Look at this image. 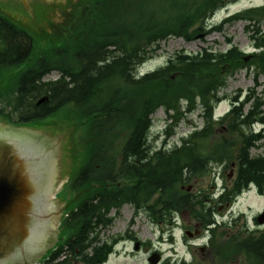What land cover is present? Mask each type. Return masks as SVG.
<instances>
[{
  "label": "trees",
  "instance_id": "obj_1",
  "mask_svg": "<svg viewBox=\"0 0 264 264\" xmlns=\"http://www.w3.org/2000/svg\"><path fill=\"white\" fill-rule=\"evenodd\" d=\"M236 1L82 0L72 13L75 18L87 14L88 19L84 24L76 19L82 25L69 35V45L37 59L9 92L0 94L6 103L0 107V117L8 122L42 119L69 105L88 124L90 156L72 181L84 197L64 220L74 232L37 264H103L108 260L112 247L103 245L100 228L112 221L104 223L102 217L103 192L120 197L117 204L106 206L107 211L130 201L137 204L139 213L141 203L148 202L154 224L166 212V223H172L180 212L188 211L205 228L212 226V216L221 204H233L250 185L264 194V155L251 153L264 140V101L258 91L264 78V4L228 15L220 23L212 22L221 9ZM239 20L247 22L254 43L252 53L235 45L221 52L211 48L197 53L180 51L160 67L136 76L158 53L161 41L173 36L191 41ZM32 51V36L0 14V74L27 62ZM244 69L254 73L255 87L233 96L230 110L215 120V110L228 98L221 92ZM53 71L59 77L45 81ZM42 98L46 100L39 105ZM159 109L173 121L157 146V139L151 140V129L152 116ZM196 110L201 111L202 127L195 126L180 137V144L171 145L182 117ZM256 125L262 128L256 130ZM117 154L123 156H113ZM145 158L151 173L142 167ZM104 160L120 164L104 169ZM229 162L236 163V175L217 198L215 192L203 188L187 190L196 178L213 175ZM135 179L138 182L133 187ZM242 216L233 220L234 225ZM228 225L212 230V249H217L218 237L226 238ZM255 233L243 224L227 243L221 241L218 250L231 248L234 259L242 254L250 264H264V238L262 243ZM63 252L68 256L58 260ZM224 253L228 262L231 256Z\"/></svg>",
  "mask_w": 264,
  "mask_h": 264
},
{
  "label": "rangeland",
  "instance_id": "obj_2",
  "mask_svg": "<svg viewBox=\"0 0 264 264\" xmlns=\"http://www.w3.org/2000/svg\"><path fill=\"white\" fill-rule=\"evenodd\" d=\"M81 1L29 0L31 15L21 0H0V13L10 18L20 28L26 30L33 39L31 58L19 67L5 68L0 74V94L9 92L20 74L37 59L48 54L54 48H59L66 44L69 45V35L74 34L79 25H82V23H77V21H83L84 24L88 19L87 14H81L80 17L76 18L75 14H73L75 12L74 9L78 8V5H82ZM263 4L264 0H238L221 9L215 18L212 19V22L220 23L228 15L251 6ZM246 25V21H235L226 24L220 31H213L204 37L203 35H199L191 41L182 37H169L160 42L158 53L153 59L143 65L141 69L142 71H148L158 68L166 63L170 56H175L180 51L197 53L204 48H211L214 51L221 52L228 50L231 45H235L246 54H250L254 51V43L250 37V32L246 29ZM262 28L264 29V24ZM71 36H73L70 38L71 40L75 39L74 35ZM228 38L232 39L231 44L228 42ZM58 77L59 73L53 71L46 75L44 80H55ZM255 85L253 72H248L246 69L238 71L228 80L226 88L221 92L222 95L226 94L228 98L218 106L215 113L217 115L227 113L232 106V97L240 91L245 94L250 88L255 87ZM258 91L264 101V78L260 79ZM4 105L6 103L0 100V107ZM71 108V106L67 105L53 115L23 123L35 132L49 134L50 140L62 145L53 192L55 204L58 205L59 220L55 230H51L49 241H46L45 249L43 248L41 256L36 257V262L44 261L52 249L64 244L71 237L74 230L64 223V220L66 214L74 210L84 197L79 189L73 187L72 181L80 169L87 163L90 156L87 147L88 124L85 119L76 115L75 111H72ZM152 117L151 140L157 139L156 144L159 146L165 139L166 127L173 119L167 120L168 115L164 109H159ZM0 123L8 124V121L0 117ZM202 125L203 118L200 110L185 114L180 120L179 125L174 129L175 134L170 139L171 145L178 143L181 136L190 134L195 126L202 127ZM255 128L259 130L261 125H256ZM251 153L253 156L264 155V140L261 142V146L252 149ZM232 170L233 162H229V166H219L213 175L208 174L196 178L189 186L193 188V192H197L201 188L216 192L215 198H217L219 191L223 189L225 183L228 184L229 178H234L235 170L234 174H232ZM218 208L216 220L219 223H230L232 224V228L239 229L247 222L246 226L251 230H255L257 225L254 218L259 212L264 210V194H260L256 187L253 186L244 192L232 205L221 204ZM130 211H132L131 207L129 210L127 208L120 210L118 216H114V223L107 228L105 235L113 236L130 230L136 234L140 241L150 243V247L163 251L164 257L170 258L171 264H175L181 258L188 262H196V264H230L231 261L232 264L244 263L242 260L244 255H235L236 258L234 259L233 250L231 248H227L229 249L227 250L226 246L222 248V250L226 249V251L222 252L231 257L227 262L226 258L222 256L223 254L218 250V247L222 245V240L227 243L226 238L219 239L218 237L217 249L215 248V252L219 251L217 255H213L214 253L210 255L207 254L208 252L199 249L198 246H202V244H211V236L208 231L203 234L200 233L196 236L197 238L189 237L185 234L188 240L185 242L182 239L184 231L180 227L181 224H185L186 226L191 224L189 227H192L190 229L192 233H195L194 227L197 223H200L201 227H203L202 222L197 221L188 212H185L183 216H178L174 225L154 224L146 221L142 215H138L134 219V223L127 229ZM240 215H243L242 218L234 225L233 220ZM170 237L173 238V241L170 240ZM102 238L103 230L101 231ZM192 242H196L197 245L191 248L190 243ZM150 247H142V249L135 250L132 244H126L124 249L123 247L120 248L121 256H119L118 260L112 259L107 264H150L148 260ZM212 256L216 257V260L212 261ZM33 262H35L34 259ZM160 264H163V261Z\"/></svg>",
  "mask_w": 264,
  "mask_h": 264
},
{
  "label": "water",
  "instance_id": "obj_3",
  "mask_svg": "<svg viewBox=\"0 0 264 264\" xmlns=\"http://www.w3.org/2000/svg\"><path fill=\"white\" fill-rule=\"evenodd\" d=\"M21 2L32 15L29 0ZM61 147L49 134L0 123V264L30 263L55 230L53 192ZM258 222L264 224V212ZM161 259L155 252L148 260L159 264Z\"/></svg>",
  "mask_w": 264,
  "mask_h": 264
},
{
  "label": "flooded vegetation",
  "instance_id": "obj_4",
  "mask_svg": "<svg viewBox=\"0 0 264 264\" xmlns=\"http://www.w3.org/2000/svg\"><path fill=\"white\" fill-rule=\"evenodd\" d=\"M113 156H116L118 158H121L123 155H113ZM120 162H114V163H109V162H106L105 160L102 162V167L105 169L107 166H116V165H119ZM236 164L233 163V170H232V174H234V170H235V166ZM233 178H229L228 180V183H231ZM137 182L138 180L135 179L134 183H133V187H136L137 185ZM107 184L109 185V183L107 182ZM117 197L116 196H108L106 194V192H103L102 194V204L104 205V209H103V220H104V223L107 222L108 220H111L112 222L109 223L108 225H105L103 224V238H102V241H103V245L106 246V247H112L113 250H117L119 248H122L124 249L125 245L126 244H132L134 246V248H137L135 250H138L139 248L142 249V247H150V243H146V242H142V241H138L137 240V237H136V234H134L132 231L130 230H126L124 233H120V234H115V236H109V235H105V232L107 230V228H109L113 223H114V216H118V214L120 213V210H124L125 208H127V210H129V208L131 207L132 208V211H130V219H129V222L127 224V229L130 228V225H132L134 223V219L138 216V215H142L146 221H151V212H150V209H149V206L145 203H141V211L137 214V204L136 203H132L130 201H125L121 207H118V206H113L111 208V210L107 211V208L106 206L110 205V204H117L120 200V197H118V199H116ZM228 206V204H227ZM185 212H181L180 215L183 216ZM169 218L168 216V213L166 212V215L161 219L159 220V224H164L166 223V220ZM213 223L216 225V228H220L222 229V226L224 225V223H219L216 218L214 217L213 219ZM255 222H256V218H255ZM191 225V224H190ZM190 225L186 226L185 224H181L180 227L181 229L184 231V235H183V240L185 242H187L188 240L186 239V233L190 231V229H192V227H189ZM195 233H194V236L195 238H197L196 236L199 235L200 233L203 234L205 232V230L203 229V227H201L200 223H197L195 225ZM193 228V229H194ZM227 230L229 231L227 236H226V240L230 237V236H233L234 234V229L231 228V227H227ZM251 230V229H250ZM252 232H256L255 234L260 237L261 239V242L263 243V238H264V226L263 225H258V227L253 230ZM194 238V239H195ZM170 240L173 241V238L170 237ZM123 245V246H122ZM263 246H264V243H263ZM210 244L209 243H206L204 244L203 246H199V249H201L202 251L204 252H208L207 254H213V255H217L219 254V251H216L212 248L209 249ZM192 248V247H191ZM155 251H158L162 254L163 256V264H171L170 263V258H166L164 257V252L163 251H160L158 249H154V248H150L149 249V254L155 252ZM230 253V252H229ZM213 257V256H212ZM216 260V257H213L212 261ZM240 260V259H239ZM242 260L244 261L243 264H247V259L243 256L242 257ZM181 263V262H180ZM179 261L177 260L175 264H180ZM182 264V263H181ZM193 264H196V262H194ZM232 264V261L231 263ZM248 264H250L248 262Z\"/></svg>",
  "mask_w": 264,
  "mask_h": 264
},
{
  "label": "bare ground",
  "instance_id": "obj_5",
  "mask_svg": "<svg viewBox=\"0 0 264 264\" xmlns=\"http://www.w3.org/2000/svg\"><path fill=\"white\" fill-rule=\"evenodd\" d=\"M139 71H140V69H138V72H139ZM136 76H139L138 73H136ZM176 144H180V138H179V142L176 143ZM148 160H149L148 158H145V159L142 160L141 163L144 164V165H142V167H143V168H146V170H147L148 173H151L152 170H150L149 167H148ZM143 168H142V169H143ZM249 188H250V186H249ZM249 188H248V189H249Z\"/></svg>",
  "mask_w": 264,
  "mask_h": 264
}]
</instances>
